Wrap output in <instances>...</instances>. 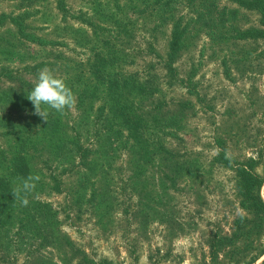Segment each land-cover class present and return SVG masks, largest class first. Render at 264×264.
Instances as JSON below:
<instances>
[{
  "label": "rangeland",
  "instance_id": "obj_1",
  "mask_svg": "<svg viewBox=\"0 0 264 264\" xmlns=\"http://www.w3.org/2000/svg\"><path fill=\"white\" fill-rule=\"evenodd\" d=\"M253 1L0 0V264L264 262ZM45 67L77 97L48 123L26 98Z\"/></svg>",
  "mask_w": 264,
  "mask_h": 264
},
{
  "label": "clouds",
  "instance_id": "obj_2",
  "mask_svg": "<svg viewBox=\"0 0 264 264\" xmlns=\"http://www.w3.org/2000/svg\"><path fill=\"white\" fill-rule=\"evenodd\" d=\"M26 98L34 107L32 114L40 117L45 123H48L49 110H54L60 116H65L77 105V97L65 80L56 76L53 70L47 67L39 71L36 83ZM212 151L219 153L221 149L215 147ZM39 180V175L33 174H29L27 177H18L12 189L14 201H18L26 207L29 204L28 197L35 191Z\"/></svg>",
  "mask_w": 264,
  "mask_h": 264
},
{
  "label": "trees",
  "instance_id": "obj_3",
  "mask_svg": "<svg viewBox=\"0 0 264 264\" xmlns=\"http://www.w3.org/2000/svg\"><path fill=\"white\" fill-rule=\"evenodd\" d=\"M257 2L260 4L259 6L260 10L262 14L264 15V0H254L253 1L254 4H256ZM179 50H180V40L178 39L177 36H175L174 41L171 44V52L168 58L171 59L172 57H174ZM241 177H242L241 188H242L243 196L245 198V202L250 203L252 208L256 210L259 209L260 207H263V203L260 200V198L256 197L253 194L254 189L262 186V182L258 183L257 185V183L255 182L257 181V179L254 178L251 172H247L244 169L241 171ZM262 264H264V262Z\"/></svg>",
  "mask_w": 264,
  "mask_h": 264
}]
</instances>
